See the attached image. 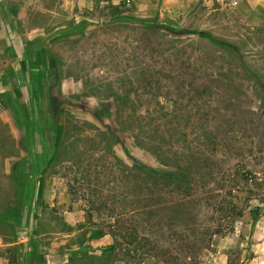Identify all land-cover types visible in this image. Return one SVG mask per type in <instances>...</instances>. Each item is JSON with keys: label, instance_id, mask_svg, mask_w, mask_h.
Wrapping results in <instances>:
<instances>
[{"label": "rangeland", "instance_id": "1", "mask_svg": "<svg viewBox=\"0 0 264 264\" xmlns=\"http://www.w3.org/2000/svg\"><path fill=\"white\" fill-rule=\"evenodd\" d=\"M56 1L52 16L36 14L49 20L38 36L21 29L31 48L19 61L21 79L7 74L15 56L1 54L0 233L15 238L16 264H24L17 250L29 240L25 264H264V1ZM132 108L148 113V122L177 125L173 140L196 172L192 198L179 200L167 188L137 215L128 193L115 196L124 192L114 159H134L152 177L166 170L128 133H117L119 143L84 137L91 135L87 124L115 131ZM55 123L62 124L60 160L77 145L70 133L84 129L79 137L89 150L76 157L78 167L48 156ZM34 149L47 161L40 172ZM91 188L120 206L112 219L105 208L95 213ZM8 202L17 213L1 215ZM127 210L126 222L151 250L129 244L107 257L109 229ZM26 215V228L15 234L7 220L22 226ZM99 229L104 234L92 237ZM10 245L0 241V264H8Z\"/></svg>", "mask_w": 264, "mask_h": 264}, {"label": "trees", "instance_id": "2", "mask_svg": "<svg viewBox=\"0 0 264 264\" xmlns=\"http://www.w3.org/2000/svg\"><path fill=\"white\" fill-rule=\"evenodd\" d=\"M52 100L53 97L50 94V97L46 99V101L49 105H51ZM50 110L52 117L55 118L56 111L52 110V108ZM157 112H161V108L156 110V113ZM148 116V113L147 115H140L138 109L132 108L127 113V116L125 118L123 117L120 124L115 127V131L112 132L107 130V128H100V130L96 126L87 124L86 127H88V129L86 130L90 131L91 135L84 136L89 138L92 136L100 137L101 142H104V139H109L110 137L112 140L114 139L116 143H119L120 138L117 133H128L129 136L132 137L136 146L146 151L151 156V158H153L159 165L166 169L156 172L155 176L152 177L147 174L146 166H143V164L135 161L134 159H129L133 161L131 165H127L119 160L114 159V163L116 164L117 170L119 172V178L122 180V188L124 192V194L117 192L118 194L115 196L122 198L128 193V197L135 205L132 212H137V215L146 214L149 210H151V207L148 205L149 201L157 196H161V190L165 191V189L170 188L169 192L179 196V200H184L186 197L192 198L194 193L191 187V182L196 172H193V165L190 163V161L188 162L189 158L185 160L183 157H181V149H183V147L179 145L180 142L178 140H173L174 134H176L178 131L177 125L173 123L169 125H167L168 123L160 122L152 123V120L148 122ZM171 117H174V114H172ZM153 119H160V117L155 116ZM53 130L54 142L48 156H50L51 159L56 163L61 164L68 162L77 166L79 163L75 162L76 157L82 155L83 153L81 152L89 150L88 147H84L85 143L79 137L80 132L84 129H78L77 133L72 131L74 133L72 135L70 133L72 143L77 145L75 148L69 149L71 154L69 159L63 158L61 160L58 159V156L62 153L58 143L62 130V124L55 123ZM88 140H92V138ZM81 141L83 144L78 143ZM103 151L105 153H109L108 147L106 146L103 148ZM90 157L91 155H89V160L91 159ZM189 157H193L194 159L196 157L193 154L192 149ZM102 158L103 156L100 157V159ZM204 159L206 158H201L200 167L202 169L204 168ZM46 163L42 167L43 169L46 168ZM49 166L50 164H48V167ZM42 189L43 186L40 180L36 191L37 198L41 196ZM101 189H89L90 197L91 199H94L93 203H91L92 208L96 209L95 213L97 212V214L101 208L107 209L106 216L109 215V217L111 216L112 219V213L114 210H118L120 206H117L116 209V207L114 208L113 206L108 205L107 200L99 199L98 197H100ZM232 192L233 190H230L231 197H233ZM96 199L101 201H95ZM141 202H143V204L140 205ZM230 203L231 208H228V214L230 217H232L237 206L232 200ZM11 205L12 204L10 202L3 204L1 206V215L3 214L7 216L17 213L18 209L11 208ZM122 206L124 207V204H122ZM128 211L131 210L119 212L117 219L114 221L115 228L113 230L109 229V234L113 238V241L111 244L105 246L102 249V253L107 257L112 258L121 254L123 249H125L126 246H129V244H132L133 248L140 246L149 249L150 243H147L149 240L147 238L138 237L139 233L137 226L128 224L126 222L127 220L125 216ZM251 212L254 213L255 210L253 209ZM91 215L92 213L89 212L88 217H91ZM103 234L104 233L99 229L97 232H92L91 236L97 237L102 236ZM7 251L10 253V255L6 257L8 264H16L14 247L10 246ZM28 251L31 253L33 251V245L31 244L30 240L28 242ZM110 262L112 264L113 259H111Z\"/></svg>", "mask_w": 264, "mask_h": 264}, {"label": "crops", "instance_id": "3", "mask_svg": "<svg viewBox=\"0 0 264 264\" xmlns=\"http://www.w3.org/2000/svg\"><path fill=\"white\" fill-rule=\"evenodd\" d=\"M40 1L43 3V0H28L26 3L22 0H0V69L1 54H10L12 56H15V59L12 62L11 66L7 68V70L9 69L7 74H9V76H12V78H22V70L19 61H21L22 63L23 55H25V52H30L29 54H31V48L23 44L21 29L25 31V34L29 36L30 39L38 36L39 31L43 30L46 27V25L49 23V20H36V14L47 13L48 15L52 16L58 5V2L56 0H45V4H41ZM263 1L264 0H253L255 4H262ZM1 2H3L4 4V9L1 7ZM87 2H90V0H87ZM16 73H19V75L17 76ZM5 74V71L1 74L0 70V87L1 79L4 77ZM34 141H37V137ZM34 151L35 168L38 171V167L43 162L40 161L38 151L36 149H34ZM40 168L39 172L42 170V165L40 166ZM4 172L7 175H9L10 172L12 173V171H7L6 169ZM10 219H8L7 221H10V223L13 225L15 234L18 232L17 230L19 228H26L27 226V215L25 218V222L22 226H20L13 218L11 219L12 221ZM12 222H14V224ZM1 240H3V242L5 241L6 243L11 244L10 246H16L17 243L15 242V238L11 237V239H7L0 233V241ZM30 254L32 253L28 251V249L23 251L17 250L19 262L22 261L24 264L26 262V256L28 255L29 257Z\"/></svg>", "mask_w": 264, "mask_h": 264}]
</instances>
